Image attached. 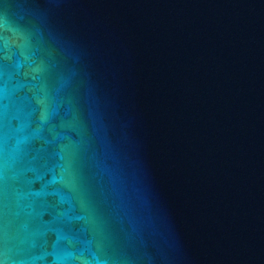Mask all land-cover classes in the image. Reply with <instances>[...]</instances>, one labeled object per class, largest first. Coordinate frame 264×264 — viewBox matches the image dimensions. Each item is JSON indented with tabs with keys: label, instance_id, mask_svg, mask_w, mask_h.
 Instances as JSON below:
<instances>
[{
	"label": "water",
	"instance_id": "water-1",
	"mask_svg": "<svg viewBox=\"0 0 264 264\" xmlns=\"http://www.w3.org/2000/svg\"><path fill=\"white\" fill-rule=\"evenodd\" d=\"M0 264H264V0H0Z\"/></svg>",
	"mask_w": 264,
	"mask_h": 264
}]
</instances>
